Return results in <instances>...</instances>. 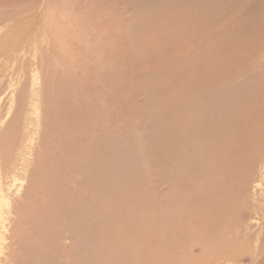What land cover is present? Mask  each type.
Returning a JSON list of instances; mask_svg holds the SVG:
<instances>
[{"label": "bare ground", "instance_id": "obj_1", "mask_svg": "<svg viewBox=\"0 0 264 264\" xmlns=\"http://www.w3.org/2000/svg\"><path fill=\"white\" fill-rule=\"evenodd\" d=\"M39 28L47 35L62 36L63 50L72 46L76 56L70 55L71 61L59 58L68 74L61 71L53 78L58 82L55 96L45 98L50 119L44 128L51 151L46 163L51 171L41 184L44 193L50 194L39 193L33 201H39L46 216L37 214L26 225L22 214L12 210L19 219L7 238L10 259L15 262L16 247L38 252L42 246L22 244L17 234L20 227L39 235L47 232L59 249L58 256L63 251L73 259L58 258V264H152V246L157 250L154 259L165 255L172 264H179L199 261L187 253V245L232 243L238 237L236 225L244 224V219L237 218L245 212L228 202L231 208H227V193H264V68L255 67L264 61V0H0V62L27 48L30 40L37 41ZM48 39L47 48L55 53L52 38ZM95 45L99 54L90 50ZM74 66L76 73L71 70ZM134 67L149 70L142 75ZM89 68L93 73L111 68L102 72L105 77L100 76L105 86L98 87L99 81L84 72ZM242 69L249 70L248 78L261 77V82L233 86ZM156 84L161 94L152 88ZM136 86L139 91L134 90ZM164 89L172 97L167 98L168 109L158 114L153 111L159 107L152 110V98L162 100ZM130 91L137 97L145 95L146 100L134 107ZM100 92H105L106 100L99 98ZM24 96L6 129L20 136ZM127 107L132 115L126 114ZM135 114L149 131L145 133H149V156L165 168L152 183L148 175L142 179L132 173L148 158L139 157L143 152L136 141L116 143L113 135L135 131L132 127L140 125L132 124ZM114 115L126 118V124L121 121L124 127ZM158 127L164 133H158ZM6 133L0 136V161L13 168L12 153L19 147L7 143L4 149ZM85 175L87 182L78 178ZM131 176L129 188L153 189L148 196L124 193L132 205L127 208L138 209L136 216L126 217L128 210L118 204L113 205V213L90 207L96 193L101 198L114 194L103 181L124 184ZM59 187L73 193L91 187L96 195L52 193ZM95 218L110 222L100 233L114 234L107 237L121 249L118 258L107 253L96 256L92 245L97 235L91 223ZM65 241L71 243L63 250ZM226 251L221 248L219 256Z\"/></svg>", "mask_w": 264, "mask_h": 264}, {"label": "rangeland", "instance_id": "obj_2", "mask_svg": "<svg viewBox=\"0 0 264 264\" xmlns=\"http://www.w3.org/2000/svg\"><path fill=\"white\" fill-rule=\"evenodd\" d=\"M52 30L55 33L56 31L55 28H52ZM38 31L39 32L37 34V37H35L37 41L30 40V45H28L27 48L20 49L19 51L17 50L11 55L5 57L3 61L0 62V136L1 134L7 132L6 133L7 140L4 143V149L6 148V146H8L7 143L9 145L16 144L19 147L17 151L12 153L13 157H15L14 160L15 165L13 168L11 167L7 168L5 165L3 166L0 161V264H15V262L17 264H46L44 262V259L50 260V261L47 260L49 262L47 264H58L59 263L58 258H61V260H63L64 262L70 261L72 259L71 256H65L63 254V251L59 254L61 257L58 256L59 249L56 247L54 239H50V235L47 234V232L43 233L42 235L40 231L41 235H39V233H34L33 231L27 232L23 230V228L21 227L19 228L17 234L18 236L22 237V244L38 242V243H42V246L38 252L36 251L34 252L29 248L27 252H23L20 250V248L16 247L15 250L13 251L15 262H13L10 259V255H9L10 253L12 254V252H10L9 250L8 247L9 240H7V238L8 236L11 235V230L14 228V226L17 223V220L19 219V217L17 218L16 215L13 213L14 209H17L20 215L22 214V222H24V224L26 225L31 223L35 215L36 216L40 215L41 217L46 216L45 215L46 210L44 211L42 209V206L40 205L39 201L37 203H34L33 201L34 198L39 193H44L41 181L42 179H46L43 177L49 171H51V169L46 163V160H49V158L51 157V151L48 147L46 140L47 131H45L44 128L45 123L50 119L49 118L50 115L48 111L45 110L46 107L45 98H46V94H49L50 96L51 95L55 96L56 93L55 89L58 82L55 81L54 79L58 77V73L62 71L64 72V75L68 74L67 71L68 68L66 69L64 68L65 66L61 65L62 60L64 59L71 61L73 60L71 59V56L74 55L72 56V58L76 56V52H74L75 48H73L72 46L67 47L66 49L63 50L61 46L62 44H60L62 43L61 41L62 36L61 37L56 36L53 35L52 33L47 35L43 30H41V28H39ZM49 37L52 38L51 39L53 46L52 50L55 49L56 50L55 53H53L54 51L52 52L47 48L48 45L50 46V40L48 39ZM89 47L90 50L93 49L92 51L93 54L95 53L99 54V51L95 49L97 48L96 45L93 46L94 48H92V46ZM92 56L93 55H91V57ZM261 57L264 60V51L261 53ZM59 58H61L62 60L61 59L59 60ZM44 62L46 65H44ZM43 65L44 67L46 66L45 69ZM172 67H173L172 65L167 66V68H172ZM255 67L258 70L263 69L264 61ZM109 69L111 68H107V69L103 68L102 71L98 70L99 72L97 73L96 70V72L93 73L92 71L95 70L94 69L90 70L89 68L87 69V71L84 72L89 73V75H91L95 80L99 81V83L97 84V86L99 87V86H105L103 83L104 81L103 82L101 81L102 79L101 77L102 74L104 75V73L107 72V70L109 71ZM71 70L74 73L77 72L75 66L71 67ZM134 70L142 71L143 73L142 75H146L148 73L146 71L149 69L145 67L143 68L134 67ZM143 71H145V73ZM241 71L242 73H239L236 82L233 84V86H247L253 82H261V77H256L254 78V80L253 78H248V72H249L248 69H242ZM93 86L91 88L94 90L96 84L95 85L93 84ZM139 88L140 86H136L134 90H137ZM152 88L155 89L156 94H161V92L158 89L159 88L158 84H156ZM174 88L175 87H173L172 89ZM103 89L105 90L104 87ZM90 92H92V90H90ZM131 92L132 91H130V93ZM134 94L135 91L132 92V97H130L132 99V102H134L133 105L137 104V102H142L146 100L145 95L143 96L140 93L137 97L136 94L135 96ZM23 95H25L24 96L25 100L23 99L24 108L23 111L20 113L21 116L20 120L24 121V123L22 125L23 136H20L14 130L7 131L6 129H8L10 123L13 121V119L16 117V114L19 111L18 104ZM104 95H106L105 92H100L99 98L102 100H106L104 99ZM170 96H171L170 92L164 89V98L162 100L152 98L154 102V104H152V110H154V106L159 107L158 110H154L153 112H157L158 114H161L164 110L168 109L166 101L167 98ZM129 110L130 109L127 107L126 114L130 112V115H132L133 113ZM135 115L132 118L134 119L132 120L133 122L132 124L135 123H137L138 125L140 124L139 126L132 127V128H136L135 130L136 132L132 129L128 131L129 133L131 132L130 134L125 135L123 133L120 134L118 131H114L118 133L117 136L116 134L113 135H115L116 143L123 142L126 139H132L136 141L139 150L143 152V153L141 152L139 153V157H143L145 155L148 158H144L142 160V166L137 168L136 171L132 173L136 174V176L138 175V177L142 179H145V176L148 175L152 183L153 180L160 179L158 173L163 174L165 168L163 166L158 167L159 165H157L154 159L149 156V154L151 153L150 150L151 148L150 145L148 144L149 133L145 134L149 131L147 128L145 129V125L142 124L143 122L141 120L142 118L140 117V115L139 116L137 115L135 116ZM143 115L145 119L148 118V116H145V114ZM113 117L117 119L115 115ZM123 119L124 121L126 120V118ZM123 119L119 117V119L117 120H119L120 123L123 125V123L126 124V121L125 122L122 121ZM153 122L154 120L152 118V125H154ZM121 124L119 125L121 127H124V125L122 126ZM157 132L164 133V128L158 127ZM111 137L112 139L110 140L114 142V138H113L114 136ZM156 150L157 152H159L160 148H156ZM153 156L154 154L152 153V157ZM242 174L243 176H246L247 171H245V173ZM88 177L86 175L85 177L78 176V178H80L81 181L83 180V182H87ZM132 177L134 176L129 177L124 182V184H118V185L116 184L111 185L112 183L108 184V182L103 181L102 182L103 186L106 188L110 187L111 188L110 193H114L104 198H101L99 193H96L97 195L95 193H91L92 191L91 187H86L85 189H81V191L78 193H73V191L70 188L59 187L56 190H54L52 193H59L64 195L75 194L77 197H82V198L90 196V194L96 195V200L94 201L93 199L92 201L89 202L91 208L94 209L100 208L102 210L106 209L110 213H113L114 210H116L114 209L115 206L113 205L118 204V206L122 207L123 210H128L126 213V217L136 216L138 209L127 208V207H131L132 205L129 204V201L127 200V197L124 195V193H130L133 194V196L135 194L136 195L143 194L148 196L149 195L148 193H152L153 195V191H152L153 189L151 186L147 187L146 190H144L143 186L129 188L128 183ZM262 182H264V179L262 180ZM126 188H129L128 192ZM164 189L165 187L163 186L161 190ZM261 189H264V185L261 186ZM44 194L49 195L50 193H44ZM227 194L230 195L229 196H226V194L224 195L226 196L225 199L227 200L226 201L224 199V202L226 201L225 205L228 202V204H230L231 206L235 205L236 210L245 212L239 218H237L238 220L241 218L244 219V224L236 225V228L234 230V233L238 234V237L235 238V240L230 244L227 241L221 243L215 241L208 244L194 243L191 245H187L186 247L187 253H189L190 255L198 256L199 261L198 260H196L197 262L192 261L194 263L188 261L179 264H264V193H238V194L227 193ZM239 194L241 197L239 196ZM234 195L239 199L238 198L235 199ZM139 196L140 195H138V197ZM153 197L154 196H152V198ZM231 197H233L235 200H233V198ZM237 200L239 206H237L238 205ZM228 204L226 205L227 208L229 207L231 208V206ZM152 209H153V199H152ZM91 223L93 226V230L96 232L97 235V240L92 245V248L96 253V256L105 257L104 253H107L108 257L118 258L117 255L121 256L122 255L121 249H118L110 241L111 239L110 237L114 234L111 233L107 234V236L110 238L109 239L104 233H100V231L103 230L104 225L109 224L110 222L109 221L107 222L106 218L104 219L95 218L94 220L91 221ZM118 223L120 225L123 224L122 222H118ZM131 224L137 225L136 223H131ZM154 228H156V226H153L152 223L153 236L155 232ZM162 233L163 231L161 230L159 237H161ZM70 243L71 242L69 241L63 242L62 245L63 250H65L64 247L67 248L68 246H70ZM118 243L121 244L122 240L118 239ZM231 245L233 246L232 248L233 250H231L230 247ZM221 248H226L229 251H226L224 254L219 256L220 254L218 251L221 250ZM156 252L157 250L154 249V247L152 246V264H172L170 258H168L165 255H163L159 259H154L153 255H156ZM39 256H41V259L39 258Z\"/></svg>", "mask_w": 264, "mask_h": 264}]
</instances>
